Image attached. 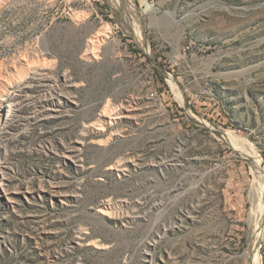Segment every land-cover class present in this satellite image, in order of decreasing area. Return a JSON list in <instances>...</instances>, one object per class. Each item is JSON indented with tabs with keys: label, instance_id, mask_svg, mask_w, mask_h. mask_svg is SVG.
Instances as JSON below:
<instances>
[{
	"label": "rangeland",
	"instance_id": "rangeland-1",
	"mask_svg": "<svg viewBox=\"0 0 264 264\" xmlns=\"http://www.w3.org/2000/svg\"><path fill=\"white\" fill-rule=\"evenodd\" d=\"M0 101V264H252L264 0H0Z\"/></svg>",
	"mask_w": 264,
	"mask_h": 264
},
{
	"label": "bare ground",
	"instance_id": "bare-ground-1",
	"mask_svg": "<svg viewBox=\"0 0 264 264\" xmlns=\"http://www.w3.org/2000/svg\"><path fill=\"white\" fill-rule=\"evenodd\" d=\"M141 34V33H140ZM138 35V34H137ZM142 37V35H141ZM20 78H22L20 76ZM8 88V87H7ZM178 88V87H177ZM6 91V90H5ZM15 97H13V100ZM1 102V101H0ZM114 110V109H113ZM125 114L123 113H115L111 114V111L105 107L103 111L101 112V117H107L110 120H115L118 117L122 118ZM128 118V116H126ZM102 121L99 119V130L103 131V126L100 124ZM109 123V122H108ZM223 139L228 142L229 144H233V146H236L239 148V152L243 158H245L251 166L252 175H253V183L251 186V202H252V209H251V215H250V225L253 228V235H252V242L250 244V257L252 264H261L259 255H258V246L260 241L263 238V226H264V168L262 158L256 150L254 149V146L252 144H249L248 140L246 138H242L240 136H235L230 133H226L223 137ZM75 147V146H74ZM72 147V148H74ZM77 150V149H76ZM76 152V151H75ZM74 158H78V155L76 153L73 156ZM72 157V158H73ZM1 176V175H0ZM3 177L0 178V184L1 186H5V180L3 181ZM8 182V181H7ZM9 182L4 188V192L9 191V189H6L9 187ZM10 188V187H9ZM10 199V198H9ZM99 213L103 215H109L110 212L106 210L105 207H101L98 210Z\"/></svg>",
	"mask_w": 264,
	"mask_h": 264
}]
</instances>
